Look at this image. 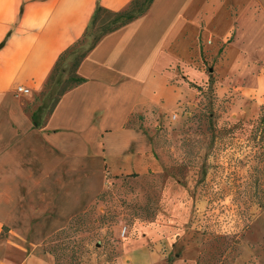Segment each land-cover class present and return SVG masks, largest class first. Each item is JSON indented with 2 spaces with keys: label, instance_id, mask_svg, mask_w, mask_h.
Returning a JSON list of instances; mask_svg holds the SVG:
<instances>
[{
  "label": "crops",
  "instance_id": "crops-1",
  "mask_svg": "<svg viewBox=\"0 0 264 264\" xmlns=\"http://www.w3.org/2000/svg\"><path fill=\"white\" fill-rule=\"evenodd\" d=\"M132 1L0 0V264H55L44 243L106 182L153 169L146 131L182 105L185 78L264 73V0H155L104 37L78 69L86 82L33 122L16 89L40 94L95 9ZM205 64L209 75L196 69ZM111 264L167 262L140 241Z\"/></svg>",
  "mask_w": 264,
  "mask_h": 264
},
{
  "label": "rangeland",
  "instance_id": "rangeland-1",
  "mask_svg": "<svg viewBox=\"0 0 264 264\" xmlns=\"http://www.w3.org/2000/svg\"><path fill=\"white\" fill-rule=\"evenodd\" d=\"M77 53L52 85L24 96L40 124ZM196 69L210 73L207 64ZM184 82L182 105L146 131L153 169L106 182L65 234L73 218L44 243L55 264H111L140 241L172 264H264V73Z\"/></svg>",
  "mask_w": 264,
  "mask_h": 264
},
{
  "label": "trees",
  "instance_id": "trees-1",
  "mask_svg": "<svg viewBox=\"0 0 264 264\" xmlns=\"http://www.w3.org/2000/svg\"><path fill=\"white\" fill-rule=\"evenodd\" d=\"M155 0H133L127 8L119 11L118 13L109 11L101 6H98L95 9V12L91 18V21L83 34L82 38L75 42L71 47H69L65 52H63L58 61L55 64L44 88H48L52 85L58 77H61L63 73H65L64 66L66 61L73 55H75L78 49L85 44L87 39L91 36L92 32L98 31L97 36L94 38L92 44L82 53L78 54L74 59L70 66L68 76L65 79V85L63 89L59 92L58 98L56 99L50 114L53 112L57 104L59 103L62 96H64L67 92L72 89L82 85L86 82L85 79L78 75V69L83 62V60L87 57V55L96 47V45L106 36L119 31V29L133 23L135 20L143 17L149 12V8L152 6ZM209 85H212V80L208 82ZM42 90V91H43ZM199 90H202L199 88ZM33 122L37 123V119L35 114L32 116ZM136 176V175H132ZM261 207L264 208L263 204H260ZM78 218V217H76ZM73 218L69 223L66 229L60 231L59 233L65 234L73 222L76 220ZM58 233V234H59ZM174 260L169 259L167 264H172Z\"/></svg>",
  "mask_w": 264,
  "mask_h": 264
},
{
  "label": "built area",
  "instance_id": "built-area-1",
  "mask_svg": "<svg viewBox=\"0 0 264 264\" xmlns=\"http://www.w3.org/2000/svg\"><path fill=\"white\" fill-rule=\"evenodd\" d=\"M16 94L19 96H26L30 94V91L28 89H25L23 87H18L16 89ZM126 230L123 231L122 235L125 236L126 235Z\"/></svg>",
  "mask_w": 264,
  "mask_h": 264
}]
</instances>
